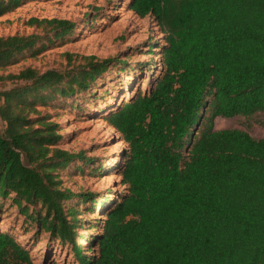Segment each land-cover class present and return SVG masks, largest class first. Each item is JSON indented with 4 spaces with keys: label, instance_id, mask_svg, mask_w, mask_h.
Segmentation results:
<instances>
[{
    "label": "trees",
    "instance_id": "1",
    "mask_svg": "<svg viewBox=\"0 0 264 264\" xmlns=\"http://www.w3.org/2000/svg\"><path fill=\"white\" fill-rule=\"evenodd\" d=\"M22 1L0 0V16ZM130 9L163 32L162 68L145 92L105 116L128 147L126 188L87 238L89 254L68 204L75 194L59 178L83 155L57 146L59 124L38 107L86 91L118 60L66 53L65 70L0 73L13 83L0 92V198L11 197L76 264H264V138L214 128L216 117L264 111V0H130ZM28 23L54 37L74 28L58 18ZM40 38L0 36V70ZM31 204L39 208L29 213ZM0 264L35 263L0 230Z\"/></svg>",
    "mask_w": 264,
    "mask_h": 264
},
{
    "label": "rangeland",
    "instance_id": "2",
    "mask_svg": "<svg viewBox=\"0 0 264 264\" xmlns=\"http://www.w3.org/2000/svg\"><path fill=\"white\" fill-rule=\"evenodd\" d=\"M30 18L67 19L74 23V28L54 37L50 27L30 25ZM16 33H34L41 38L33 47L16 53L0 73H18L26 67L40 72L65 70L71 67L66 53L118 60L86 91L56 96L38 107L59 124L62 139L57 146L83 155L62 168L59 178L61 186L75 194L68 204L78 210L82 223L77 228L79 242L88 255L87 238L97 234L106 208L126 188L120 170L128 147L120 133L107 124L105 116L135 93L148 89L162 68L164 34L152 16L139 17L131 10L130 0H23L14 10L0 16V36ZM12 86L11 81L0 82V92ZM214 128L239 129L255 139L264 138V111L216 117ZM81 192L91 193V199L81 200ZM34 208L39 205L31 204L29 213ZM0 230L9 232L24 246L35 264L52 260L57 264H76L70 249L48 232L40 231L11 197L0 198Z\"/></svg>",
    "mask_w": 264,
    "mask_h": 264
}]
</instances>
